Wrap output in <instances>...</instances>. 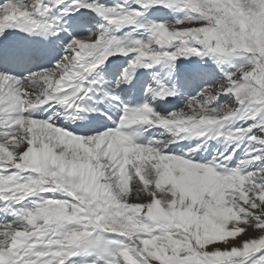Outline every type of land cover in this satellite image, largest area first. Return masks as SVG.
<instances>
[{
    "label": "snow or ice",
    "instance_id": "obj_1",
    "mask_svg": "<svg viewBox=\"0 0 264 264\" xmlns=\"http://www.w3.org/2000/svg\"><path fill=\"white\" fill-rule=\"evenodd\" d=\"M134 2L137 8L126 9L71 0L69 8L94 12L105 24L93 36H72L63 55L51 50L50 68L0 72V215L13 217L0 219V264H69L82 254L95 259L79 264H264V164L245 171L264 161V151L246 152L251 159L234 168L227 165L235 149L207 162L164 151L179 139L219 138L236 122L243 123L227 129L226 141L264 146V0ZM151 8L185 16L141 23ZM50 12L45 0H5L0 36L16 30L47 39L67 31ZM70 20L74 28L86 24ZM124 27L143 29L147 39L117 37ZM129 55L115 88L130 84L139 68L164 63L175 71L178 60L192 57L211 61L222 79L166 117L144 103L124 107L118 126L102 133L55 126L60 112L53 110L90 111L101 85L93 74L111 57ZM12 58L0 52V63ZM176 94L162 90L157 98ZM144 125L167 129L171 139L135 142L127 130Z\"/></svg>",
    "mask_w": 264,
    "mask_h": 264
},
{
    "label": "bare ground",
    "instance_id": "obj_2",
    "mask_svg": "<svg viewBox=\"0 0 264 264\" xmlns=\"http://www.w3.org/2000/svg\"><path fill=\"white\" fill-rule=\"evenodd\" d=\"M1 1L3 0H0V2ZM45 2L51 9L50 15L60 16V25L62 27H60V25L58 27L65 29V25L71 24L68 31L72 36H74L79 29H81L80 32L83 34L87 35L91 33L93 22L100 19L93 12H89L84 8L79 9V11L69 12L67 8H64L66 4L57 6L55 0L53 2L52 0H45ZM64 12L68 14L61 15ZM171 15L172 13L166 8H159L155 13L153 8H151L147 11L144 19L147 24L152 22L168 23L170 22ZM70 17H74L79 21H85L86 24L82 27L74 28L72 26L73 21L70 20ZM131 28L132 27H125L116 32L115 35L121 38L126 35L142 36L143 33L141 31H134ZM66 32L67 31L61 30L58 36L49 34L47 39H45L41 35H29L25 32L8 30L3 36H0V52L12 53L14 54V58L0 63V65L8 74L13 76H27L30 73H38L45 68H49L51 63L56 61V57L50 55V60H38L23 46V42L28 40L33 44L37 43L48 52L54 49L56 56H60L63 55V47L67 40H70ZM41 39H44V41H41ZM190 59L191 60H178L175 65V71H173L171 66L164 63L156 65L152 69L139 68L136 70L130 84H122L119 88H115L111 83H113V76L116 74L117 70L113 72L109 67L115 65L123 66L131 60L129 56H117L111 63L107 64L105 77H98V79H101V87L98 86L97 95L94 97L93 101L88 103L87 107L90 111L76 114L71 111H65L64 109L53 110H58L60 112V116L56 118L55 126L77 135L102 133L116 127L117 122L122 118L124 107L136 108L142 106L144 103H148L155 112L166 117L169 113L174 112L176 108L186 105L185 103H187L188 99L197 96L205 87L214 86L222 79L220 75L221 69L214 68V66L212 68V65L209 64L208 61H202L199 58ZM206 69H212L214 72L206 73L202 75L201 78L193 80L191 83L186 79V77L195 76L197 73H201ZM104 78H106V80ZM148 80L151 84V88L149 89L152 91H149V89H146L147 87L145 88L143 86L144 82H148ZM103 87L106 92L102 91ZM162 90H175L177 94L175 96H168L167 98H157V93H160ZM112 95L118 97V100H112ZM74 116L76 117L75 119H73ZM85 116L87 119L83 118ZM242 123L243 122H236L227 125L226 128L222 130L224 134L220 135L219 138H210L215 137V134L212 133L209 134V137L201 139H179L177 144L167 145L164 151L167 152L169 149H175L176 151L173 154L180 155L190 153L194 162H207L211 161L213 157L223 159L221 154L227 156L235 149L236 155L233 156L234 162L228 163L227 165L229 168H234L238 165L240 160L251 159V157H246V152H251L252 155L255 156L258 155L260 151H264V146L250 144L247 138L236 142L226 141L225 135L227 129L239 127ZM243 126L247 127L246 124ZM127 134L132 135L137 143H144L153 138L165 141L171 139V133H169L167 129L147 125L129 128ZM193 149H198V151L193 152ZM261 164H264V161H258L248 165L245 171H253ZM55 196L56 198H60L59 194H55ZM27 203L28 202L25 201V204ZM0 219H7L10 221L13 217L0 215ZM85 259L91 260L95 259V257H85L82 254L81 256L74 257L69 264H79L81 260Z\"/></svg>",
    "mask_w": 264,
    "mask_h": 264
},
{
    "label": "rangeland",
    "instance_id": "obj_3",
    "mask_svg": "<svg viewBox=\"0 0 264 264\" xmlns=\"http://www.w3.org/2000/svg\"><path fill=\"white\" fill-rule=\"evenodd\" d=\"M3 1H5V0H3ZM54 0H52V2H53ZM28 2L29 3H31V0H28ZM99 2L101 3V4H104L105 6H114V5H116V4H121V5H123L126 9H131V8H137L138 7V4L136 3V2H134V0H99ZM4 3V2H3ZM2 3V4H3ZM71 3V0H67V3H66V6L64 7L65 9L67 8V10L69 11V12H72V11H75V10H73V9H71V8H69L68 7V4H70ZM133 3H134V5H133ZM135 3H136V5H135ZM132 5V6H131ZM58 10H60V9H58ZM159 10V8H153V11H154V13L155 12H157ZM169 12H171L172 13V15H171V18H170V22H168V24H171V23H173L176 19H182V18H184V16H185V13H183V12H175V11H169ZM94 13V12H93ZM95 14V13H94ZM96 15V14H95ZM97 16V15H96ZM99 17V16H98ZM100 18V17H99ZM141 23H144V24H146L147 25V23H146V21H145V19L143 18L141 21H140ZM105 24V22L100 18L98 21H94L93 22V24H92V27H91V33H88L87 35L86 34H83V33H81L80 32V30L81 29H79V31H77V33H75V37H77V38H86V37H89V36H93V34H95L96 32H97V29L100 27V25H104ZM70 25L71 24H68V25H65V29H67V32H66V34L68 35V37H69V39H71V37H72V34L70 35V33H69V27H70ZM68 26V27H67ZM60 27H62L61 25H60ZM125 28V27H124ZM126 28H128V27H126ZM123 29V28H122ZM132 30H133V28H131ZM83 31H84V29H83ZM82 31V32H83ZM137 31V30H136ZM139 32L141 31L143 34H142V36H138V35H134L135 36V38H140V39H147V36H146V34H145V32H144V30L143 29H140V30H138ZM116 33V32H115ZM83 34V35H82ZM117 56H114V57H111L101 68H99V69H97L96 70V72L93 74L94 76H97V78L98 77H105V71L107 70V64L108 63H111L112 62V60L113 59H115ZM129 57L130 58H132L131 57V55H129ZM192 58H197V57H192ZM189 60H191V59H189ZM56 63V61L55 62H53V63H51V65L49 66V68L52 66V65H54ZM128 63L129 62H127V63H125V65H123V66H121V67H119L118 69H117V72H116V74L113 76V83H111V85L112 86H115V82H116V80H117V78H118V76H119V74L124 70V68H126V67H128ZM208 63L209 64H211L212 65V68H213V66H214V68L216 67L217 68V66L215 65V64H213L211 61H208ZM221 67H226V66H221ZM105 69V70H104ZM219 69V68H218ZM231 70V69H230ZM104 71V72H103ZM105 80H106V78H104ZM150 79V78H149ZM146 84H147V86H146ZM151 84H150V82H149V80H148V82L147 81H145L144 82V87L146 88V89H149V88H151V86H150ZM101 87V86H100ZM102 91H104V92H106L105 90H104V87H103V89H102ZM106 96H107V93H106ZM186 102V101H185ZM220 102H227V98L225 97V98H223V99H221V101ZM186 104V103H185ZM185 107V105H183V106H181V107H179V108H176L175 109V111L174 112H176V111H179V110H181V109H183ZM170 114V113H169ZM118 124H119V121L117 122V125H116V127L118 126Z\"/></svg>",
    "mask_w": 264,
    "mask_h": 264
}]
</instances>
